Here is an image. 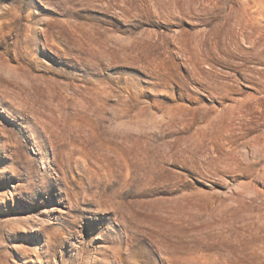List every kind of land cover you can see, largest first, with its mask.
I'll list each match as a JSON object with an SVG mask.
<instances>
[{
  "label": "rangeland",
  "instance_id": "374dc122",
  "mask_svg": "<svg viewBox=\"0 0 264 264\" xmlns=\"http://www.w3.org/2000/svg\"><path fill=\"white\" fill-rule=\"evenodd\" d=\"M0 264H264V0H0Z\"/></svg>",
  "mask_w": 264,
  "mask_h": 264
},
{
  "label": "bare ground",
  "instance_id": "6f19581e",
  "mask_svg": "<svg viewBox=\"0 0 264 264\" xmlns=\"http://www.w3.org/2000/svg\"><path fill=\"white\" fill-rule=\"evenodd\" d=\"M66 128H63V127H59V126H56V128H53L51 130V134H50V142L54 145V146H59L60 145V140H62L63 136L66 137Z\"/></svg>",
  "mask_w": 264,
  "mask_h": 264
}]
</instances>
